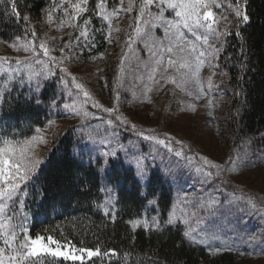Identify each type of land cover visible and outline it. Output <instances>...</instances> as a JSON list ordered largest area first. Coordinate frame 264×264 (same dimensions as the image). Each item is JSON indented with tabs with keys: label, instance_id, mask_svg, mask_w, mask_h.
<instances>
[{
	"label": "trees",
	"instance_id": "1",
	"mask_svg": "<svg viewBox=\"0 0 264 264\" xmlns=\"http://www.w3.org/2000/svg\"><path fill=\"white\" fill-rule=\"evenodd\" d=\"M119 1L87 0L83 3L84 11L73 17L76 25L69 33L71 48L64 50L65 56L78 62L100 63L98 81L102 82L106 94L110 92L112 100L116 97L122 100L126 95L128 61L139 48L135 18L139 15L141 0L134 3L127 19L120 51L114 52L112 48L115 44L114 21L124 14V9L118 6ZM224 1L233 10L228 14L231 22L224 29L228 34L221 39L224 47L215 59V70L224 75L216 89L229 107L225 119L229 136L233 145L259 138L264 144V0ZM55 2L0 0V41L35 39L36 35L32 33L38 34ZM101 3L104 7L98 8ZM13 4L18 16L12 11ZM237 6L242 13L240 17L236 16ZM150 8L154 5L148 6V10ZM104 13H111V19L105 20ZM245 13L249 17L247 21L243 20ZM129 42L131 47L127 46ZM122 54H126L123 64L120 62ZM59 78L56 72L50 73L42 85L35 88L11 81L8 84L10 90H1V138L19 141L48 125L54 107L61 103V98L56 105L53 103ZM49 138L50 148L41 150L40 163L27 188L20 193L22 203L16 208L19 210L23 204L32 237L51 235L63 245L99 249L101 254L84 259V264H249L243 258L246 255L244 248L213 250L185 237L179 223L166 222L172 188L159 171H151L143 187L134 168L118 151L116 156L109 154L105 158L90 157L83 151L78 142L79 134L71 122L64 123L59 132ZM153 199L155 207H148V202ZM106 201L111 203L110 209L105 207ZM144 214L155 215L160 226L153 228L148 224L145 228V224L139 223L134 228L131 222ZM14 244L17 246L16 241ZM2 246H5L2 254L15 255L7 244H0ZM33 261L35 264H56V258L44 254L23 264H33ZM60 264L73 262L60 258Z\"/></svg>",
	"mask_w": 264,
	"mask_h": 264
},
{
	"label": "rangeland",
	"instance_id": "2",
	"mask_svg": "<svg viewBox=\"0 0 264 264\" xmlns=\"http://www.w3.org/2000/svg\"><path fill=\"white\" fill-rule=\"evenodd\" d=\"M131 2L134 7L137 0ZM83 3V0H56L35 39L17 38L8 43L0 41V93L11 81L35 88L40 87L50 73L56 72L60 77L55 89L59 91L61 103L54 107L48 125L31 137L12 142L23 144L37 137L31 141L30 151L39 160L41 150L50 148L49 136L56 135L64 123H74L81 149L90 156L105 158L109 154L116 156L118 151L127 164L134 166L137 175L139 169L145 170V178L137 176L144 182L151 169L161 173L163 180L172 188L167 220L174 215L172 224L179 223L185 231H189L192 237L190 240L216 248L214 250L221 247L244 248L246 255L243 258L249 264H264V144L259 138L254 142L247 139L240 145H233L225 120L229 114L227 100L216 89L217 84L224 79L223 73L215 70L216 58L212 60V68L205 63L198 73L202 92L194 82L180 86L181 77L175 68L164 70L169 58L176 59V56L161 50V45L166 48L169 40L162 27L153 28L151 32L155 45L149 44L146 47L145 39L137 36L139 48L128 61V74H125L128 85L126 95L122 100H118V97L112 100L110 92L106 94V89L102 90V82L100 84L98 81L99 62H78L64 55L65 63L60 66L49 62L45 68L44 63H37V60H49L40 49L41 42L46 43L50 49V56L61 58L60 49H65L69 33L74 31L76 25L73 17L80 13L75 11L73 5L82 8ZM215 3L220 7H211L213 27L218 32H224L231 22L229 11L233 9L224 0H215ZM128 4L129 0L118 2V6L124 9V16H117L114 21L115 44L112 48L117 53L122 44L125 24L130 17L131 11H125ZM158 4L159 0H154V8L147 11L155 15L159 11ZM143 16L142 22L152 20L147 13ZM164 18L174 21L179 19L167 4L164 5ZM142 28H145L144 23ZM180 31L186 40L196 43L199 50L210 51L206 45L195 40L193 33L183 27ZM195 31L197 35L205 32L204 29ZM221 39L216 41L210 35L209 43L219 47ZM26 44L35 48L34 56L23 50ZM161 55L164 63L153 73L152 69L157 68L156 61ZM17 60L22 63H17ZM60 67H67L70 74L60 72ZM72 76L76 77V83H80L89 92L91 99L87 103H83L86 98L75 87ZM209 77L212 79L211 87L208 84ZM93 103L98 107H93ZM74 107L83 108L88 112V117L81 119L75 115ZM106 108L113 109V113L105 112ZM116 115H120L126 123L117 120ZM108 120L112 123L109 124ZM144 136L171 138L174 151L169 152L165 146L157 144L155 140L144 139ZM3 146L0 140V147ZM175 151H183L184 156L177 157ZM202 156L219 164L222 169L233 167L229 159L236 161L238 167L234 172L225 170L217 176L218 170L208 168L201 160ZM197 168L204 171L198 172ZM209 171L213 175L205 176L204 173ZM209 198L218 201L213 215L198 207ZM250 201L256 205L255 208ZM109 205V202L105 203L107 209ZM133 222L153 224V219L142 217ZM68 246L72 245L65 244L63 250H67ZM0 258L6 264L5 258ZM84 258L89 257L85 254Z\"/></svg>",
	"mask_w": 264,
	"mask_h": 264
},
{
	"label": "snow or ice",
	"instance_id": "3",
	"mask_svg": "<svg viewBox=\"0 0 264 264\" xmlns=\"http://www.w3.org/2000/svg\"><path fill=\"white\" fill-rule=\"evenodd\" d=\"M84 3H87V0H83ZM154 0H141L139 15L136 16V27L135 33L142 39H145V46L148 47L149 44L155 45V41L152 38L151 30L156 27H162L165 33V37L169 40L168 46L165 48L161 45V50L163 52L172 54L176 56V59L169 58L167 60V64L165 66V71L169 67L175 68L176 72L180 74L181 77V85L187 83H195V86L198 90L202 92V88L200 85V81L198 79V73L201 67L208 63L210 68L213 67L212 60L216 58V55L221 52L224 45L220 44L219 47H215L209 43L210 35L216 40L219 41L221 37L226 36L228 33L218 32L214 24L213 12L211 11V7L215 5V7H220L219 4L215 3V0H159V4L157 5L159 11L153 15V13L147 11L148 6L152 5ZM167 4V7L173 9L175 11V16L178 17V20H167L164 18V5ZM76 12L84 11L83 8L79 7V5H73ZM98 8H103L104 5L98 4ZM133 8V4L131 0H129V4L125 11H131ZM13 13L17 16L19 13L16 10L15 4L12 7ZM147 15L152 17V20H144L145 28L140 26V20L143 15ZM242 15L239 7L237 6L236 16L240 17ZM112 14L104 13L103 18L105 20H110ZM25 20H28V17H24ZM249 19L248 15L243 14V20L247 21ZM88 23L87 20L84 22ZM111 27V25H109ZM181 27L187 29L188 32L193 33L195 36V40L197 42L206 45L210 51L199 50L196 43H193L191 40H186L184 34L180 31ZM146 29V30H145ZM196 29H204L205 32L203 35H197ZM33 36L36 35L35 32L32 33ZM109 36H111V32H109ZM131 47L130 42L127 45ZM14 47V46H13ZM65 48H71V43L65 45ZM40 49L43 51L44 55L49 58L48 62H41L37 60V63H44V67L47 68L49 62H54L55 66H60L65 63L64 56V48H61L60 51L62 56L60 59L56 57L50 56V49L47 47L46 43L41 42ZM23 50L25 52L33 53L35 55V48L24 45ZM155 54V53H154ZM126 54H122L121 64L124 63L123 56ZM28 59V58H26ZM29 64L31 61H28ZM17 63H22V61L17 60ZM164 63V57L161 55L159 59L156 61L157 68H153L152 72L155 73L158 70V67ZM186 70L181 72V70ZM60 72L65 75H69V69L67 67H60ZM31 78V77H30ZM152 79V77H149ZM72 81L75 84L77 89H80L83 92L84 97L86 98L83 103H87L88 100L91 99V96L88 91L83 89V86L80 83H76V77L72 76ZM158 83V81H157ZM209 87L212 86V79L209 77L208 79ZM5 90H10L8 85H5ZM107 87V84H105ZM150 90V89H149ZM3 95V93H0ZM39 103V101H37ZM211 103V102H209ZM65 107H68L65 105ZM93 107H98L95 103H93ZM75 115L80 116L81 119H86L88 117V112L83 108H73ZM105 112L113 113V109H104ZM116 119L121 123H126V121L120 116L116 115ZM108 123L111 124L112 121L108 120ZM135 127V125H133ZM39 132V129H37ZM37 137H32L31 141H35ZM43 138H41L42 140ZM144 139L147 140H155V142L159 145H163L167 148L169 152H173L174 149L171 146V138L160 139L155 136H144ZM31 141H24L23 144L13 143L10 140H3V147H0V216L6 215V211L10 210L12 212L16 211V208L19 203H22L20 199V193L24 188H27L28 182L31 180L34 175L37 166L40 161L34 158V153L30 151ZM176 143H180V141H176ZM175 155L177 157H183V151H175ZM204 164L208 166V168H216L218 171L216 175L219 176L223 171L227 170L229 172H234L238 167L236 161L229 159V163L233 165L231 168L222 169L219 164L212 163L205 157H201ZM189 161H191V157H189ZM243 163V161H241ZM198 172L204 171L202 168H197ZM171 173V169H169V174ZM205 176H212V172H205ZM138 175L141 178H145L146 173L144 169L138 170ZM251 203V201L249 202ZM218 201L215 198H209L205 202H201L199 204L200 209H205L208 211L209 215H213L216 209ZM253 208L256 207L254 203H251ZM195 215V213H193ZM153 224L151 227L158 228L159 222L157 218L154 216ZM17 220V217L13 215L10 219L4 220L0 222V234H4L10 230L9 238L5 239V244L12 248V244L9 241L15 242L19 236H22L23 239L19 240L18 247L14 248L15 255H11L9 257V264H23V262L28 261L32 257H39L41 254L51 256L56 258V264H60V258L63 261H72L73 264L79 261L80 264H84V256L87 257H96L101 253L99 249L95 250H87L84 247L74 248L72 246H68L67 250H63L65 245L61 244V242L53 236L45 237L41 235H36L34 238L29 234L27 228L24 227L22 222L16 223L14 221ZM174 221V215L169 216L167 223L172 224ZM132 226L135 228L138 222H131ZM145 228H148L149 225L145 223ZM184 236L191 239V235L189 231L184 232ZM26 249V251H25ZM3 253V249H0V254ZM19 257V259H17ZM0 264H4L3 259H0ZM33 264L35 262L33 261Z\"/></svg>",
	"mask_w": 264,
	"mask_h": 264
}]
</instances>
